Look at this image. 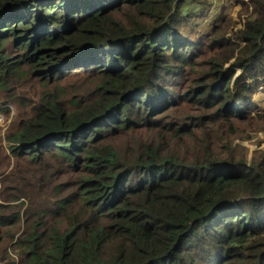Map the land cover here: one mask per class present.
<instances>
[{
    "label": "trees",
    "instance_id": "1",
    "mask_svg": "<svg viewBox=\"0 0 264 264\" xmlns=\"http://www.w3.org/2000/svg\"><path fill=\"white\" fill-rule=\"evenodd\" d=\"M194 1L0 0V89L42 87L0 138L2 201L30 203L0 206V264H264V155L235 145L264 125V0L208 47Z\"/></svg>",
    "mask_w": 264,
    "mask_h": 264
},
{
    "label": "rangeland",
    "instance_id": "2",
    "mask_svg": "<svg viewBox=\"0 0 264 264\" xmlns=\"http://www.w3.org/2000/svg\"><path fill=\"white\" fill-rule=\"evenodd\" d=\"M260 0H195L194 7L196 8V15L200 13V16L194 18L191 23V27L200 35H207L209 38L205 40V46L208 47L212 40H220L228 38L229 40L236 41L238 44L240 40H235L241 35L245 29L248 21L254 17V10H256V3ZM244 45V44H243ZM240 45L239 46H243ZM236 48V47H234ZM231 47H219L213 48L210 52L205 54V60L207 62H214L215 64H221L226 60L223 52L228 51L227 56ZM238 54L236 51L235 55ZM235 62V59L225 64V67H230ZM204 66L200 67L198 71L204 70ZM237 77V76H236ZM31 77L25 78L24 81H13L8 92L0 89V108H7V114H0V138H4L5 134L10 129V126L15 121L17 116L18 107L14 102L15 95L27 93L29 97L39 94L42 92V87L36 80L30 79ZM236 79H233L235 82ZM25 90V91H24ZM32 94V95H30ZM256 99L261 106H264V89L256 95ZM237 131H241L239 136L235 140V145L248 160L252 161L254 158L264 155V125L253 121L247 124H237ZM1 135H4L1 137ZM136 137H148L151 136V132L142 131L135 134ZM5 147V142L3 141ZM3 158V159H1ZM6 156L0 151V165L7 163ZM1 170H5L0 168ZM3 172H0V206H3L5 212H18L22 214L30 208V203H16V202H3L2 196H11L12 189L17 190L18 185L16 183H10L12 180L10 174H6L7 177L3 176ZM14 174V172H11ZM7 178V179H6ZM3 179V180H2ZM4 183V181H6ZM22 184H31V180L28 178L23 179ZM23 205V206H22ZM22 220H26L24 217ZM16 229L13 232V236L17 240L21 237V233L25 230ZM15 243V242H14ZM11 253V251H10ZM3 255V248L0 247V257Z\"/></svg>",
    "mask_w": 264,
    "mask_h": 264
}]
</instances>
